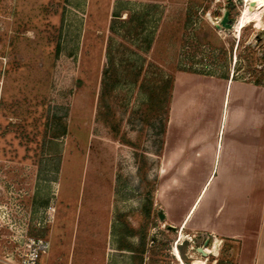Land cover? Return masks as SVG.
Returning <instances> with one entry per match:
<instances>
[{"label": "rangeland", "instance_id": "obj_1", "mask_svg": "<svg viewBox=\"0 0 264 264\" xmlns=\"http://www.w3.org/2000/svg\"><path fill=\"white\" fill-rule=\"evenodd\" d=\"M179 69L264 79V0H0V264L25 232L49 264H238V241L166 215Z\"/></svg>", "mask_w": 264, "mask_h": 264}, {"label": "crops", "instance_id": "obj_2", "mask_svg": "<svg viewBox=\"0 0 264 264\" xmlns=\"http://www.w3.org/2000/svg\"><path fill=\"white\" fill-rule=\"evenodd\" d=\"M172 92L161 149L163 203L171 226L238 241V264H260L264 259V84L178 71ZM215 172L221 181L201 207ZM200 175L207 177L206 184L188 182ZM44 256L47 264L55 260L48 253Z\"/></svg>", "mask_w": 264, "mask_h": 264}, {"label": "built area", "instance_id": "obj_3", "mask_svg": "<svg viewBox=\"0 0 264 264\" xmlns=\"http://www.w3.org/2000/svg\"><path fill=\"white\" fill-rule=\"evenodd\" d=\"M20 246L16 248L17 262L8 264H42L41 258L48 253L49 244L43 238L31 237L25 232L18 241Z\"/></svg>", "mask_w": 264, "mask_h": 264}, {"label": "trees", "instance_id": "obj_4", "mask_svg": "<svg viewBox=\"0 0 264 264\" xmlns=\"http://www.w3.org/2000/svg\"><path fill=\"white\" fill-rule=\"evenodd\" d=\"M151 40H148L147 41V45H146V49L144 50V51H147V50H149L150 48H151ZM142 60V59H141ZM140 69H139V72H138V74H135V75H140L141 73H140ZM178 71H184V72H189V73H195V74H204V75H209V74H206V73H200V72H197V71H193L192 69H189V70H187V69H179ZM104 75L105 76H107V75H109V73H108V69H106V70H104ZM107 79H109V78H104V81H103V90H104V93L109 89V81L107 80ZM255 84H257V85H262V84H264V79H262L261 77H259V78H257L255 81H253ZM172 85L173 86V80H169V79H167V81H165L164 82V88H163V90H167V88H168V85ZM163 94H164V92H163ZM162 105H163V102H162ZM163 108V110H167V108H166V106L165 107H162ZM161 108V109H162ZM167 112H168V110H167ZM168 114V113H167ZM167 123V122H166ZM165 127H166V124L164 123V125H163V127H162V130H161V133H162V136L164 135V132H165ZM162 143H163V140H161V143H160V145H161V147H160V150L162 149Z\"/></svg>", "mask_w": 264, "mask_h": 264}, {"label": "water", "instance_id": "obj_5", "mask_svg": "<svg viewBox=\"0 0 264 264\" xmlns=\"http://www.w3.org/2000/svg\"><path fill=\"white\" fill-rule=\"evenodd\" d=\"M251 5H253V3H252ZM224 25H225V24H224ZM225 27H226V28H229L230 26L225 25ZM159 217H160V219H162V220L164 219L165 216H164L163 211H160V212H159Z\"/></svg>", "mask_w": 264, "mask_h": 264}, {"label": "bare ground", "instance_id": "obj_6", "mask_svg": "<svg viewBox=\"0 0 264 264\" xmlns=\"http://www.w3.org/2000/svg\"><path fill=\"white\" fill-rule=\"evenodd\" d=\"M210 251V250H209ZM177 252V256H178V258H180V254H179V252L178 251H176ZM208 252V251H207ZM202 264H206L205 263V261L204 262H202Z\"/></svg>", "mask_w": 264, "mask_h": 264}, {"label": "clouds", "instance_id": "obj_7", "mask_svg": "<svg viewBox=\"0 0 264 264\" xmlns=\"http://www.w3.org/2000/svg\"><path fill=\"white\" fill-rule=\"evenodd\" d=\"M29 35H31V33H30ZM197 264H199V262H198V261H197Z\"/></svg>", "mask_w": 264, "mask_h": 264}]
</instances>
